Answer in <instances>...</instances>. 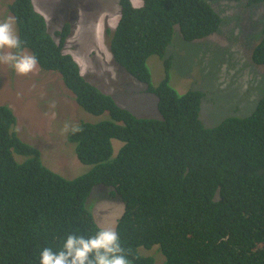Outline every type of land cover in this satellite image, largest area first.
<instances>
[{"label":"trees","instance_id":"trees-1","mask_svg":"<svg viewBox=\"0 0 264 264\" xmlns=\"http://www.w3.org/2000/svg\"><path fill=\"white\" fill-rule=\"evenodd\" d=\"M141 1L118 0L120 17L104 41L112 61L157 97L160 119L134 116L116 105L111 85L81 74L64 53L71 21L56 43L34 0L8 4L22 42L14 51L28 50L40 70L59 73L84 112L107 118L83 120L75 125L81 131L67 133L78 161L91 166L67 179L43 165L39 150L18 136L13 111L0 106V264H40L41 250L58 251L68 234L89 237L108 227L87 203L97 186L123 204L115 230L131 264H158L157 254L160 264H264V89L249 115L204 127L203 93L177 94L170 59L152 85L147 59L163 58L176 27L194 41L214 34L222 18L207 0ZM255 39L251 63L264 69V23ZM113 140L122 142L116 154ZM153 247V254L140 250Z\"/></svg>","mask_w":264,"mask_h":264},{"label":"rangeland","instance_id":"rangeland-1","mask_svg":"<svg viewBox=\"0 0 264 264\" xmlns=\"http://www.w3.org/2000/svg\"><path fill=\"white\" fill-rule=\"evenodd\" d=\"M12 1L0 0V21L9 15L13 18L7 9ZM71 2L35 0L33 4L44 14L48 32L55 41L58 40L55 34L64 21L72 22L65 53L74 56L89 81L111 85L110 91L115 90V94H111L113 99L134 116L160 119L157 97L147 93L144 84L115 65L106 48L104 23L100 24L106 21L110 28L115 26L118 0H77L72 7ZM131 2L134 6L142 4L141 0ZM207 2L222 18L218 30L206 38L185 41L176 27L166 53L172 58L170 86L177 94L189 90L203 93L199 119L204 127L211 128L227 117L249 115L262 95L264 69L253 67L250 55L264 23V3L247 6V0ZM15 30L18 35L16 23ZM20 54L31 53L23 50ZM147 67L152 85L157 86L165 77L163 60L156 55L150 56ZM1 105L12 109L17 119L18 136L39 150L42 163L51 171L72 179L90 170L91 166L78 161L74 145L67 141L68 132L62 129L65 124L75 126L83 120L97 122L107 118V114L97 117L84 112L64 87L58 73L45 72L37 66L33 72L19 75L10 65L0 64ZM112 146L116 154L122 142L113 140ZM17 160L22 159L17 156ZM107 191L103 187L94 189L90 198L94 205L91 211L96 222L101 219L108 227L115 228L123 204L119 199H109ZM140 250L153 254L155 247L150 251ZM156 256L160 264L162 257Z\"/></svg>","mask_w":264,"mask_h":264},{"label":"clouds","instance_id":"clouds-1","mask_svg":"<svg viewBox=\"0 0 264 264\" xmlns=\"http://www.w3.org/2000/svg\"><path fill=\"white\" fill-rule=\"evenodd\" d=\"M233 2H237V1H233ZM34 9L36 10V12H38L43 17V19L46 22V18L44 14L41 11H39L35 6H34ZM116 14L118 15V18L115 23V26L120 17V7L117 13H115V15ZM107 20L110 23L111 17H109ZM103 23H104V31L107 27L109 28L111 27V26H108L106 21L105 22L103 21L100 25H102ZM46 27H47V22H46ZM98 28L99 26L97 27V29ZM46 31L48 32V28ZM70 37L71 36L69 35L68 39ZM103 37H104V32H103ZM68 39L64 43V53H65V45L67 44ZM55 42L57 43L58 40ZM21 45H22V42L15 30L14 19L9 18L7 20L0 21V64L10 65L14 69V71L19 75H27L37 69L38 61H37V58L32 54H20L19 52L13 51L16 49H20ZM167 47L164 49L165 52H164L163 58H160L158 55L156 56H158L161 60H163V63L165 59H170V66H171L172 58L169 56V54L166 53ZM5 49H7L8 51H4ZM66 54H69V53H66ZM71 56L73 57V60L76 63H78L75 60L74 56L73 55ZM78 65L80 66L79 63ZM80 70H81V66H80ZM48 72H54V71H48ZM81 74L87 77L86 74L82 72V70H81ZM111 92L112 91H110V93ZM116 105H118L119 107H122L117 102H116ZM69 131L74 134V133L81 131V129L79 126H70L68 124H65L64 128L62 129V132H69ZM40 159H41V155H40ZM98 187L105 188L104 186H97L96 188ZM90 202L91 200H89L87 203L90 204ZM39 260H40V264H131V262L129 261V259L127 258L125 254V250L122 248L120 244L119 236L114 227L101 228L97 230L94 235L89 236V237H85L83 235H77L75 233H70L64 238L62 247L58 251H53L49 247H45L43 250H41V252L39 253Z\"/></svg>","mask_w":264,"mask_h":264},{"label":"flooded vegetation","instance_id":"flooded-vegetation-1","mask_svg":"<svg viewBox=\"0 0 264 264\" xmlns=\"http://www.w3.org/2000/svg\"><path fill=\"white\" fill-rule=\"evenodd\" d=\"M259 4V3H258ZM258 4H252V6H256V5H258Z\"/></svg>","mask_w":264,"mask_h":264}]
</instances>
